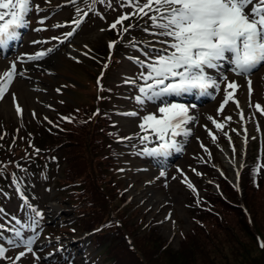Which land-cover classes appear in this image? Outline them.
<instances>
[{"label": "rangeland", "instance_id": "374dc122", "mask_svg": "<svg viewBox=\"0 0 264 264\" xmlns=\"http://www.w3.org/2000/svg\"><path fill=\"white\" fill-rule=\"evenodd\" d=\"M39 1L41 7L43 9L44 7L46 8L30 12L32 22L37 20L39 23L43 21L60 25L67 21L65 19L71 18L73 13L74 17H79L84 11H88L87 5L81 8L76 4L80 0H75L74 3L66 0H32V4H36ZM141 2H144V0H141ZM81 3L86 4L85 0H81ZM74 5L75 7L72 9ZM77 8L81 9L80 13L77 12ZM96 8L94 6L93 10L88 12L90 18H82V23L77 28V48L82 47V51L75 56L78 61H83L75 63L72 68L65 55L58 53L59 45H54L53 41L51 46L55 47L56 51L39 60L34 74L28 75L30 78L25 79L20 76L17 80L14 77L13 85L10 84L9 89L0 98V122H11L14 129L17 128L16 122H19L21 123L20 127L23 129L27 130V128H30L35 130L39 127L31 119L32 114L35 113L42 119L44 124L41 125L51 124L50 121H52L53 115H58L53 106L55 98L57 102L55 105L56 109L61 107L60 110L62 111L71 110L73 107L87 111L91 109H94L93 111L105 110L104 113L98 112L94 116L91 112H87L89 114L88 117H91V119L89 120L88 118L86 123L83 121L82 126L77 128L78 132L62 136L61 141H63L64 146L56 150V153L60 157L61 163H66V166L63 173L57 175L56 182L66 183L73 180L71 184H67L63 188L73 187L71 194L80 190V197H85L84 200H86L88 209L94 211V215L99 217L100 223L102 221L106 222L108 229L104 230V234L109 239L105 245L106 258L117 252L118 257L125 260H129V256L135 258L136 255V259L143 264H153L154 257L156 264H184L190 262L192 258L194 261H198L201 254L207 252L209 246L211 247L214 244L226 245L229 234L233 233L232 231L241 233L244 232L246 227V232L235 240L240 243L224 248L217 263L215 259L214 262L211 260L213 256L203 254L202 261L199 264H204V262L206 264H244L241 261L244 256H262L264 260V248L260 246L261 243H264V181L253 186L245 173L239 174V176L234 175L230 171V168H232L231 162L222 161L219 156L220 161L218 163L227 167L225 169L228 173L227 180L223 183L224 189H221L218 197H215V202L206 206L210 208V213L204 214L200 218L202 220L200 222L199 219H193V217L197 216L189 211L192 205H187L189 202L184 203V201H188L187 193L196 199L192 200L194 202L205 195L203 186H207L208 183L204 182L203 178L198 175L202 174L203 170L198 169V167L194 171L191 165L193 159L190 162L188 157L174 159L172 156L178 152L171 151L169 156L163 157L164 164H167L168 167L166 165L163 168L165 174L161 176L160 172L156 171V168L151 167L150 163H148V156L140 154L145 146L149 148L155 146V141L154 134H152L150 139L153 142L145 141L144 144H141L137 134L144 135L145 133L141 132L139 128L141 123L139 117L144 116L147 112H155L156 107L151 109L153 106L149 104L141 107L135 102L134 97L138 94L137 86L142 81L137 80L135 84L126 83V81L136 79L142 69L135 63V59L129 58L128 55L130 57L135 55L143 57L141 48H144L146 44L155 42L157 38L143 30L151 23L148 16L146 19V16L132 15L128 24H125L124 21L122 22L121 35L123 36L124 44L116 45L115 54L118 59L115 60V55L110 54L106 36L112 42H115V40L111 35L105 36L104 30L109 28L119 16L133 13L134 8L122 6L121 0H104L99 6L96 4ZM39 15L44 19L39 18ZM151 15L153 13L149 12V16ZM72 25L75 26L74 24ZM128 25L133 27L127 33H123V27ZM58 28L63 29L64 26ZM30 34L34 38L25 43ZM30 34L21 42L19 48L28 46V52L35 53L37 48L50 45L49 42L44 41H41L43 43H33V41H38L39 39H51L49 34H45V32L40 34L35 30ZM40 36L42 37L40 38ZM130 41H135L137 47L130 46ZM91 46V55L94 58H90V55L85 53V51H89ZM17 57L19 56H16V59ZM10 59L0 58V74L7 67L6 63ZM107 64L109 67L106 69ZM57 67H64L59 68V74L56 72ZM223 68H227V63L223 65ZM261 69L258 68L253 70V72H259ZM40 75H42L41 78H39ZM59 75L64 78L69 75L77 82H71L72 85H70L67 80L60 81L61 77ZM99 75H104L105 83L113 86L114 89L108 86L101 92L96 90L97 80L103 82L102 78L99 79ZM228 77L239 85L238 89L233 93V98L239 97L242 105L246 108L251 107L252 110L256 111L255 105L264 101V72L261 74L257 73L254 84L251 83L250 88L248 87L247 89L245 86L249 84L241 76L229 75ZM37 79H40L41 87L47 89V92L36 91ZM258 79L261 80V84L258 83ZM57 83L62 85V91H60L62 94L59 97L52 89L54 84ZM226 83L227 81L224 82L225 86ZM99 86L97 84V87ZM221 87H224L223 82ZM14 89L16 92H12ZM229 91L231 92V90ZM105 93L106 95L103 96L102 102H99L101 94ZM13 94L14 96L16 95L15 100L13 99ZM114 95L115 97L113 98L112 96ZM175 99V101H181V97ZM204 100L197 99L200 102L199 115L192 120L200 125L193 131L195 135L192 137L193 141H191L189 146L190 149L187 147L190 156L195 154V151H192L191 148L202 146L199 144L201 140L198 135L206 140L202 150L208 153L210 157H212L211 149L215 151L213 152L214 156L216 152L219 153L220 151L221 153V149L217 148L222 143L219 138L221 136L219 131L212 126L213 120L216 116L235 118L236 105L231 100L224 105L222 111L217 108L221 106L219 101V103H213L212 107H207L203 104ZM97 104L104 107L97 106ZM17 106L21 109L20 113L16 111ZM133 111L138 112L139 117L124 115V113ZM58 113L60 114V112ZM209 117H212V119L210 120ZM95 121L96 125L86 130L87 124L91 125ZM106 124L116 131L117 136H121L113 143L118 150L116 156L113 153L114 151L107 145L102 146L101 152L108 157L115 156L113 160L115 159L124 165L121 166L120 170L116 169L113 171L109 167L108 171L103 169L101 173L98 170L99 167L96 166L97 159L93 158L92 161L90 160L92 158H87L91 154L90 149H88L87 137L89 139L92 137L100 138L102 131L105 132L104 130L107 129ZM250 125L254 128L251 123ZM20 127H18L19 131L21 130ZM146 130L151 133V128L147 125ZM106 132L109 133V131ZM38 133L36 134L37 143L42 141V137ZM26 134L31 137L30 133ZM17 136L16 134L7 136V138L13 137L16 139H6L3 145L6 146L7 142L13 145L20 143L21 141L17 139ZM20 136L24 137L23 134H20ZM263 136L264 127L261 128L253 144L254 147L257 145L255 149L257 156L255 166L259 171L264 168V146H261ZM123 137H132V139H122ZM110 138H115V135L110 134ZM30 142L36 145L34 138ZM23 154L13 152L14 162L22 158ZM63 155H66V158ZM105 155L102 156V168L106 164L111 163L109 158L104 160ZM223 156L226 158L225 153H223ZM239 157V154H232V162H234L233 158L237 159ZM152 158L156 161L158 157ZM213 163V165L218 164L217 161ZM70 165L72 167L75 166L73 173L68 172L66 168ZM79 176H84L86 179L85 183H83L84 187L82 183L78 185L79 183L75 182L79 180L77 179ZM5 177V172L0 173L1 180ZM43 177L40 176V178L36 179L41 186L48 181L47 178ZM185 186H188L187 193L183 190ZM50 187L51 185H48L42 190V195H44L46 201L50 199L47 204L52 206L54 203L64 201L59 198V193L64 191L58 187L52 189ZM89 200L90 202H88ZM73 203L77 204L78 202L75 201ZM61 206L65 208L64 204ZM66 206L68 207V205ZM249 214L251 220L249 219ZM92 217L87 218V220L91 221ZM7 241L8 239L5 240V242ZM78 242L82 246V249L77 251L78 259H86L95 264H100L99 262L103 259L101 256H103L104 252L102 247L90 243L88 238L76 239V243ZM109 246L112 247L111 251L108 250ZM0 247L5 249L3 256H0V264H57L53 258L46 259L44 257L45 253L41 252L40 247L38 250L32 248V252H28L23 246L13 247L8 243H2ZM157 247L160 249V254H158ZM126 248L130 254L126 252ZM20 252H24L25 255L17 259ZM259 259L254 258L251 263L253 264ZM108 264L112 263L109 262Z\"/></svg>", "mask_w": 264, "mask_h": 264}, {"label": "snow or ice", "instance_id": "6c2138e0", "mask_svg": "<svg viewBox=\"0 0 264 264\" xmlns=\"http://www.w3.org/2000/svg\"><path fill=\"white\" fill-rule=\"evenodd\" d=\"M72 2L74 3L75 0ZM85 2L88 11L83 15L87 16L88 12L93 10L92 4L97 0H91V3H88V0ZM99 2L103 3L104 0ZM121 5L133 7L134 12L119 16L110 28L115 29L118 24L130 19L132 15L148 16L151 23L143 30L157 38L155 42L141 48L143 58H134L135 63L142 69L138 77L126 81L133 84L137 80L142 81L137 86L138 94L134 100L141 107L149 103L155 104L156 111L147 112L142 117H139V113L135 111L124 115L139 117L141 120L139 128L145 133L137 134L141 144L145 141L153 142L150 135L154 134L155 146L151 148L145 146L140 154L167 157L173 150L181 151L177 137L190 135L186 126L192 120L189 109L194 107L170 98H179L194 92L205 95L208 94V89L219 90L221 83L227 81L224 88L225 98L220 106L222 110L224 105L233 99V93L239 87L236 81L220 71L223 65L227 63L230 66L229 70L235 75L246 77L258 65L264 63V0H144V2L121 0ZM36 10L40 11L38 5ZM31 11L32 0H0V49H6L11 42L20 38L18 29L27 26L26 17ZM77 12L80 13L81 9L77 8ZM149 12L153 15L149 16ZM6 17L9 18L5 19ZM81 23L82 18L74 19L72 24L76 27L65 33L64 39L72 37ZM131 27L133 26L123 27V33H127ZM40 30L36 29V31ZM33 43L43 42L33 41ZM114 43L110 42L109 48H112ZM130 46L137 47L136 42L130 41ZM55 51V47L42 49L34 54H22L16 61L11 62L10 66L0 74V98L3 97L14 77L24 76L26 70L17 68V62H25L23 55L27 56L29 62L39 61ZM212 71H216L218 76L212 75ZM13 99L15 100L14 94ZM255 108L264 113V108L259 103ZM16 111L21 112L19 106L16 107ZM240 115L243 118L242 112ZM209 119L211 120L212 117ZM225 119L230 120L231 117ZM213 123L216 121L213 120ZM146 125L151 128V133L146 130ZM216 127L222 128L223 125L216 123ZM122 139H132V137ZM164 174L161 171L160 175ZM32 212L34 217L30 224H24L21 220L13 218L18 227L7 229L16 238L8 239L9 245L23 246L28 252H32L36 237H25L21 231V228H31L34 231L38 226L36 218L41 217L42 213L34 208ZM4 228L5 225L0 224V230ZM260 246L264 248V243ZM4 252L5 249L0 247V256H3ZM23 255L25 253L20 252L17 259Z\"/></svg>", "mask_w": 264, "mask_h": 264}, {"label": "trees", "instance_id": "16d2710c", "mask_svg": "<svg viewBox=\"0 0 264 264\" xmlns=\"http://www.w3.org/2000/svg\"><path fill=\"white\" fill-rule=\"evenodd\" d=\"M89 112V111H87ZM85 112L84 109H73L72 111L66 113L64 115V117H61V118H57L55 121V125H49L47 126L46 124L45 125H40L38 128H36L34 131L31 132V135L36 137V134L38 133V135H40L42 137V141H40L37 146L38 148L44 150L46 148H48V151L45 152L44 154H42L40 157H39V160H46V159H50L51 156H49L51 153H52V150L50 149L53 145H60V144H64L63 141H61V138L62 136L64 135H70L74 132H78V127L82 126V122L84 121V123H86V121L91 119V117H88V113ZM55 119V118H54ZM12 123L10 122H7V123H4L1 121L0 123V140L4 141V138L7 137L8 135L11 134H14L15 131L12 132V128H14V126L11 125ZM44 124V123H43ZM91 124V123H90ZM12 126V127H11ZM92 126H95V122L91 125L87 124V128L86 130L89 128V127H92ZM30 129V128H29ZM91 129V128H89ZM31 131V130H30ZM4 134V136L1 135ZM17 139L19 141H21L20 143H17L18 145L17 146H14L13 148L14 149H18L20 148V150L23 152L25 151V157H22V161H20L18 163V165L20 167L22 166H25L26 164H23L26 160H28L30 158V155L32 154V151L34 150L35 148V145L34 144H30L28 142H30V139L28 136L25 135V137L21 138L20 136H17ZM89 137H87V141H88V149H90L91 151V154L90 156H87V158H92L90 160L93 161V158H96L97 161H96V166L99 167L98 170L99 172L102 173L103 169L104 171H108L109 170V167H111L113 169V171L116 170V162L112 159V157H110L109 159H111V163L110 164H106L105 166H103L102 168V164H103V159H102V152H101V146L104 145V142H105V145H107V140H106V137L103 135V137L101 136L100 138H90L89 140ZM36 140V139H35ZM5 143V141L3 142ZM8 143V142H7ZM9 145H11L10 143H8ZM110 144V143H108ZM2 145V144H1ZM7 146V144H6ZM0 149H4V148H0ZM12 149V150H14ZM105 154V153H104ZM49 156V157H48ZM4 155L3 154H0V159L1 161L3 162V165H4V171L6 173H9L11 171V168L13 167V163L11 161V158H7V159H4ZM57 158V157H55ZM106 160L107 157H104ZM28 162V161H26ZM107 163V161H106ZM23 164V165H22ZM75 166L72 167V165H70L69 167H67L68 169V172H72L74 171V168ZM77 179L79 180H76L75 182H78L80 185L82 183H85V178L84 176H79L77 177ZM82 181V182H81ZM84 187V185H83ZM80 191V190H79ZM78 196L80 198V200L82 201V205H80L81 207H79V213H80V218L86 220L88 217H92L91 218V223L93 225H96L98 224L99 222V217L94 215V211H89V213L86 211V208H88L86 205V200H84L85 197H80V192L78 193ZM90 202V200L88 201ZM92 214V215H91ZM97 217V218H96ZM96 219V220H95ZM202 221V220H201ZM112 227V226H110ZM107 228V227H106ZM106 228L102 229V230H106ZM233 233H230L229 234V239L227 240V244L224 245V244H214L212 245L211 247L209 246V249L207 250V252L205 253H202L201 254V257L198 261H194L193 258L190 262H186L184 264H199L200 261H202V255L203 254H206V255H209V256H213L211 258V260L214 262V259L216 260V263L218 262V260L220 259L221 255H222V250L224 248H228V246H232L233 244H238L240 242H237L235 241L237 237H241L245 232H246V227H245V230L244 232H241V233H237L235 231H232ZM109 240V239H108ZM114 242V240H113ZM111 246L108 247V250H112V247L111 249H109ZM131 248V247H129ZM157 251H158V254H160V249L159 247H157ZM126 252L129 253V250L126 248ZM130 254V253H129ZM135 255V254H134ZM125 258L127 259L126 255H125ZM254 258H260L259 260H257L256 262H254L253 264H264V260H263V257L260 256V257H253V256H244L241 261L244 262V264H252L251 261L254 260ZM108 260L110 262L114 261V264H143L140 260H137L136 259V255H135V258L134 257H131L129 256V260H125L123 258H119L118 257V253H114L110 258H108ZM130 261V262H128ZM148 264V263H146ZM153 264H156V259L154 257L153 259ZM204 264H206L204 262ZM242 264V263H241Z\"/></svg>", "mask_w": 264, "mask_h": 264}, {"label": "bare ground", "instance_id": "6f19581e", "mask_svg": "<svg viewBox=\"0 0 264 264\" xmlns=\"http://www.w3.org/2000/svg\"><path fill=\"white\" fill-rule=\"evenodd\" d=\"M23 94V93H22ZM28 95V93H26ZM230 161H232V159H230Z\"/></svg>", "mask_w": 264, "mask_h": 264}]
</instances>
